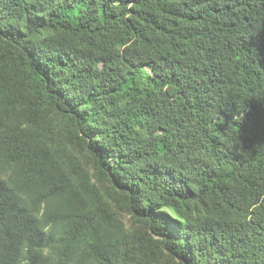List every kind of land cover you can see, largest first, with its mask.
Wrapping results in <instances>:
<instances>
[{"label": "trees", "instance_id": "trees-1", "mask_svg": "<svg viewBox=\"0 0 264 264\" xmlns=\"http://www.w3.org/2000/svg\"><path fill=\"white\" fill-rule=\"evenodd\" d=\"M0 264H264V0H0Z\"/></svg>", "mask_w": 264, "mask_h": 264}]
</instances>
